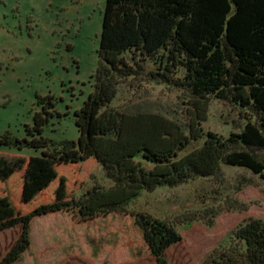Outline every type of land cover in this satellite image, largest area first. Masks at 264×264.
Instances as JSON below:
<instances>
[{
    "label": "rangeland",
    "instance_id": "374dc122",
    "mask_svg": "<svg viewBox=\"0 0 264 264\" xmlns=\"http://www.w3.org/2000/svg\"><path fill=\"white\" fill-rule=\"evenodd\" d=\"M104 7L105 0H0V135L26 136L25 126L40 110L36 94H51L62 116L51 118L43 135L55 141L78 138L74 111L93 90ZM125 56L131 61L130 52ZM144 65L142 74L121 81L110 106L159 112L188 124L194 113L188 92L151 81L146 72L158 63ZM248 121H258L251 106L209 95L201 127L228 136L243 131ZM204 137L191 140L179 156L202 145ZM112 184L94 158L47 167L41 150L0 146V222ZM139 215L160 232L168 264H202L230 243L240 224L264 218V180L250 169L222 163L218 176L143 190L120 211L83 218L70 208L36 216L30 247L13 264H157ZM20 232V225L0 231V259Z\"/></svg>",
    "mask_w": 264,
    "mask_h": 264
},
{
    "label": "trees",
    "instance_id": "16d2710c",
    "mask_svg": "<svg viewBox=\"0 0 264 264\" xmlns=\"http://www.w3.org/2000/svg\"><path fill=\"white\" fill-rule=\"evenodd\" d=\"M97 55L93 90L74 111L76 140L43 135L50 119L62 115L53 95L36 94L40 110L25 126L26 136L0 135V146L41 150L47 167L94 158L113 184L94 185L77 199L42 204L1 221L0 231L20 225L21 232L0 264L15 263L28 250L36 216L70 208L83 218L120 211L143 190L218 176L222 163L250 169L264 180V0H105ZM145 60L158 63L146 72L151 81L188 92L194 108L188 124L159 112L110 106L121 81L145 71ZM179 69L183 75H177ZM209 95L251 106L258 121L228 136L204 132ZM201 137L202 145L179 156ZM50 146L56 150L48 151ZM138 225L156 263L168 264L160 232L144 215ZM202 264H264V218L240 224L230 243Z\"/></svg>",
    "mask_w": 264,
    "mask_h": 264
}]
</instances>
